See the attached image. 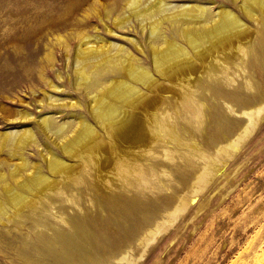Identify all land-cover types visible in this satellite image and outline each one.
Returning a JSON list of instances; mask_svg holds the SVG:
<instances>
[{
    "label": "rangeland",
    "instance_id": "1",
    "mask_svg": "<svg viewBox=\"0 0 264 264\" xmlns=\"http://www.w3.org/2000/svg\"><path fill=\"white\" fill-rule=\"evenodd\" d=\"M102 3L112 14L108 16L103 7L101 17L89 13L92 0H0V174L3 172L6 182L14 188L9 168L14 162L19 163L20 153L14 148H2L3 134L34 130L42 148L31 144L23 154L30 165H42L44 169L42 150L49 147L59 156L63 153L53 145L52 131L41 126L42 116L53 119V130L67 124L71 136L78 129L80 117L88 119L101 135L105 134L89 109L92 100L87 91L79 89L76 83L80 32L140 56L127 40L134 37L147 49V56L152 57L147 47L152 21L146 24L145 32L133 18L129 30H120L114 21L125 12V0ZM173 3L210 6L214 11L227 7L257 32L254 22L234 0ZM85 11L90 15L82 20ZM111 30L115 33H109ZM164 32L176 37L168 24ZM254 37L257 42V34ZM247 50L249 57H253L247 74L238 73L231 80L216 83L208 82L202 70L200 92L194 97L199 111L174 112L172 107L165 106L179 124L184 143L196 148L195 157L190 158L188 147L176 150L169 146V152L177 151L175 159L169 162L162 158L165 156L161 149L155 148L159 158L156 155L147 162L139 159L147 176L136 175L133 184L114 176L104 179V174H96L97 169L92 166L90 174L85 173L81 167V183L72 184V189L65 191L73 202L54 200L57 208L64 204L66 222L61 221V214L47 219L26 211L11 223H0V264H118V259L126 254L138 259L143 251L138 240L158 225L162 229L170 220L167 214L178 206L180 199L188 204L187 212L162 231L150 243L144 258L133 264H264V115L232 158L218 154L216 149L231 142L248 124L239 115L241 112L233 110L264 107V45L258 43L256 51L251 46ZM51 54L53 59L49 58ZM152 62L150 58L151 67ZM152 71L161 82H167L156 75L153 67ZM246 77L251 79L249 89L253 88V93L242 87ZM50 83L60 90H52ZM215 90L223 92L222 96L213 93ZM47 94L59 99L60 106H48ZM73 102L82 107L68 106ZM205 156L209 159L204 161ZM63 159L68 164L81 165L69 157ZM212 160L220 161L215 176L208 179L207 185L203 183L204 190L191 193L195 183L192 173ZM45 174L51 176L46 169Z\"/></svg>",
    "mask_w": 264,
    "mask_h": 264
},
{
    "label": "bare ground",
    "instance_id": "2",
    "mask_svg": "<svg viewBox=\"0 0 264 264\" xmlns=\"http://www.w3.org/2000/svg\"><path fill=\"white\" fill-rule=\"evenodd\" d=\"M92 1L93 7L89 13L101 17L100 8L103 7L108 16L112 14L102 0ZM173 1L125 0V12L115 18V26L120 30H129L133 23L131 19H136L143 32L146 31L148 21H152L147 41L152 57L147 56V49L134 37L127 40L140 56L118 44L92 38L87 32L77 33L80 44L75 60L76 83L79 89L87 91L92 100L89 109L105 134L101 135L88 119L80 117L77 120L78 129L71 136L67 133V124L53 130V119L42 116L41 126L52 131L55 137L52 138L53 145L63 153L59 156L46 146L41 151L45 169L51 176L45 174L42 165L32 166L24 157V151L31 144L42 148L34 130L26 128L21 132L3 134L2 148H14L20 157L19 163L14 162L9 168L16 188L6 182L3 172L0 174L3 184V191L0 192V223H11L20 218L19 213L26 211L47 219L61 214V221L66 222L62 213L64 204L57 208L54 200L73 202L65 191L71 190L72 184L78 186L81 183L83 170L89 173L95 167L96 174H104V179L114 176L133 184L132 178L136 175L146 178L147 169L139 159L143 158L144 162L155 159L158 154L155 148H160L165 156L162 158L169 162L175 159L174 154L177 152H169V146L176 150L188 147L190 158L195 157L196 148L184 143L179 134V124L168 114L169 110L165 106L172 107L174 112L199 111L194 97L200 92L199 82L202 80L203 69L207 81L216 83L231 80L238 73H249L248 66L253 57H249L248 47H254L256 51L258 43L264 45V0H234L240 4V10L254 22L257 32L227 7L214 11L210 6L187 3L174 6ZM89 13L85 11L82 20L88 19ZM127 13L130 15L126 17ZM165 24L173 28L176 37H170L164 32ZM109 33L115 32L111 30ZM254 33L257 34V42ZM253 56L256 62V53ZM49 58L53 59L54 56L51 54ZM150 58L153 59L152 67L156 75L165 78L167 82H161L155 77L152 67L148 65ZM248 77L242 87L253 93L254 89H249L251 79ZM53 84L50 83L52 90L59 91L60 87ZM213 93L219 96L223 94L216 90ZM46 99L50 101L48 106H60L61 101L53 95L47 94ZM62 106L66 107V104L62 103ZM68 106L82 107L78 102ZM233 112H241L239 115L247 119L248 124L233 136L231 142L216 147L217 153L227 158H232L255 132L264 115V107H246ZM64 156L79 161L81 165L68 164ZM206 159L209 157L205 156L203 160ZM219 164L220 161L212 160L192 173L195 183L191 193L205 189L203 183L207 185ZM81 167L83 170H80ZM25 173L27 176L22 175ZM187 210L188 204L184 199L178 200V206L167 214L170 220L163 228L158 225L138 240L143 245L138 259H143L150 243L155 242L160 233L172 226ZM138 259L126 254L118 259V264H133Z\"/></svg>",
    "mask_w": 264,
    "mask_h": 264
}]
</instances>
